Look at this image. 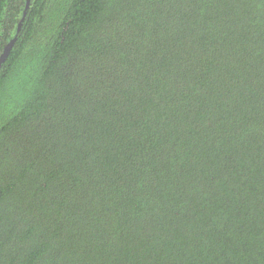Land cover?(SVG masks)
I'll list each match as a JSON object with an SVG mask.
<instances>
[{
	"label": "trees",
	"instance_id": "1",
	"mask_svg": "<svg viewBox=\"0 0 264 264\" xmlns=\"http://www.w3.org/2000/svg\"><path fill=\"white\" fill-rule=\"evenodd\" d=\"M25 5L0 0V55ZM0 264H264V0H30Z\"/></svg>",
	"mask_w": 264,
	"mask_h": 264
},
{
	"label": "water",
	"instance_id": "2",
	"mask_svg": "<svg viewBox=\"0 0 264 264\" xmlns=\"http://www.w3.org/2000/svg\"><path fill=\"white\" fill-rule=\"evenodd\" d=\"M29 3H30V0H26V5H25L24 12H23V16H22V18H21V21H20L18 27H17V33H16V35H15V36H14V37H13L8 43H7V45L5 46L3 52H2L1 55H0V68H1L2 64L4 63V61L6 60L7 56L9 55V53H10V51H11V49H12V47H13V45H14L16 39H17V34H18L19 30H20L21 23H22V21L24 20V17H25L26 11H27V9H28V7H29Z\"/></svg>",
	"mask_w": 264,
	"mask_h": 264
}]
</instances>
